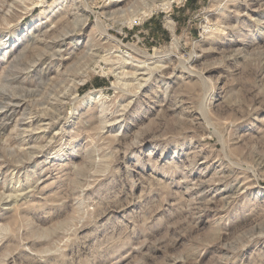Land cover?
Masks as SVG:
<instances>
[{
  "label": "rangeland",
  "instance_id": "obj_1",
  "mask_svg": "<svg viewBox=\"0 0 264 264\" xmlns=\"http://www.w3.org/2000/svg\"><path fill=\"white\" fill-rule=\"evenodd\" d=\"M160 1L0 0V264H264V0Z\"/></svg>",
  "mask_w": 264,
  "mask_h": 264
},
{
  "label": "crops",
  "instance_id": "obj_2",
  "mask_svg": "<svg viewBox=\"0 0 264 264\" xmlns=\"http://www.w3.org/2000/svg\"><path fill=\"white\" fill-rule=\"evenodd\" d=\"M168 34L167 28L160 23L158 16L146 18L127 31V35L136 36L139 39H147L148 37H150L149 39L152 37L160 38V36L165 37Z\"/></svg>",
  "mask_w": 264,
  "mask_h": 264
},
{
  "label": "bare ground",
  "instance_id": "obj_3",
  "mask_svg": "<svg viewBox=\"0 0 264 264\" xmlns=\"http://www.w3.org/2000/svg\"><path fill=\"white\" fill-rule=\"evenodd\" d=\"M160 5V7L162 8H165V7H169V1L168 0H161L160 3L158 5H153L152 9H154L155 7H158ZM150 6V5H149ZM131 7V6H130ZM147 7V6H146ZM129 8V7H128ZM147 9V8H146ZM116 12H121L123 13L121 10H117ZM151 12V9L150 10H143V12H140L139 14L137 13V16L134 17L132 20H130L129 22V26H133L134 23H137L138 20H141L143 19V17L145 15H147L148 13ZM123 23V22H122ZM119 24V23H118ZM120 25V24H119ZM174 45V44H173ZM175 46V45H174ZM176 47V46H175ZM122 55V54H121ZM124 59V58H123ZM126 59V58H125ZM124 59V60H125ZM105 60V59H104ZM123 67V65H122ZM133 77V76H132ZM86 96L88 98H91V97H100L101 96V92L99 90H91L89 92L86 93ZM13 102V101H12ZM224 180V179H223ZM238 188V187H237ZM11 195V194H10ZM8 196V195H7ZM16 197V196H15Z\"/></svg>",
  "mask_w": 264,
  "mask_h": 264
}]
</instances>
